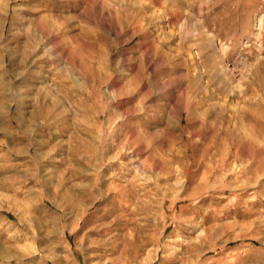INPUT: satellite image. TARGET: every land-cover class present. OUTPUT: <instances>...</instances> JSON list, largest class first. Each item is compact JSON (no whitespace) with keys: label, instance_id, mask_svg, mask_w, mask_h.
Returning <instances> with one entry per match:
<instances>
[{"label":"rangeland","instance_id":"rangeland-1","mask_svg":"<svg viewBox=\"0 0 264 264\" xmlns=\"http://www.w3.org/2000/svg\"><path fill=\"white\" fill-rule=\"evenodd\" d=\"M0 264H264V0H0Z\"/></svg>","mask_w":264,"mask_h":264}]
</instances>
